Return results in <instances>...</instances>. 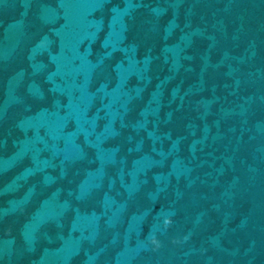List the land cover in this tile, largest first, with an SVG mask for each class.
Returning <instances> with one entry per match:
<instances>
[{"label":"water","instance_id":"water-1","mask_svg":"<svg viewBox=\"0 0 264 264\" xmlns=\"http://www.w3.org/2000/svg\"><path fill=\"white\" fill-rule=\"evenodd\" d=\"M0 264H264V0H0Z\"/></svg>","mask_w":264,"mask_h":264}]
</instances>
